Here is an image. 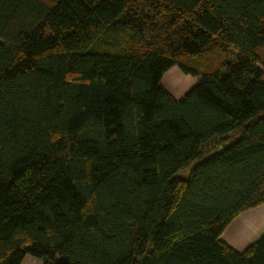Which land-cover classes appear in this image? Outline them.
I'll use <instances>...</instances> for the list:
<instances>
[{
    "label": "trees",
    "instance_id": "1",
    "mask_svg": "<svg viewBox=\"0 0 264 264\" xmlns=\"http://www.w3.org/2000/svg\"><path fill=\"white\" fill-rule=\"evenodd\" d=\"M261 203L264 0H0V264H264Z\"/></svg>",
    "mask_w": 264,
    "mask_h": 264
},
{
    "label": "crops",
    "instance_id": "2",
    "mask_svg": "<svg viewBox=\"0 0 264 264\" xmlns=\"http://www.w3.org/2000/svg\"><path fill=\"white\" fill-rule=\"evenodd\" d=\"M174 74H182L175 65L163 74L161 84L174 98H178L170 82ZM262 233H264V203L247 209L235 217L223 231L221 239L235 250L243 251ZM20 264H43V262L34 256L25 255Z\"/></svg>",
    "mask_w": 264,
    "mask_h": 264
},
{
    "label": "rangeland",
    "instance_id": "3",
    "mask_svg": "<svg viewBox=\"0 0 264 264\" xmlns=\"http://www.w3.org/2000/svg\"><path fill=\"white\" fill-rule=\"evenodd\" d=\"M117 40H116V45H117V47L118 46H120L121 44H122V41H123V37H124V34L122 35V34H117V35H115L114 36ZM188 58H190V57H188ZM190 63H192V59H191V62ZM180 69V68H179ZM182 71V70H181ZM171 79L172 80H170V82L172 83L171 84V86H172V88H174V90H175V92H176V96L178 97V98H180L182 95H184L185 94V92L189 89V88H191L193 85H194V83L196 82V80H197V77L196 76H193V75H191V74H187V73H184L183 71H182V74H174V75H172V77H171ZM213 141H212V143L210 144V146L209 147H207V148H211V149H213ZM212 151V150H211ZM194 164H196V163H191V167L194 165ZM190 166L189 167H187L186 169H184V170H182V171H179L178 172V174H181V175H187L188 174V172H189V168H190ZM253 242V241H252Z\"/></svg>",
    "mask_w": 264,
    "mask_h": 264
}]
</instances>
